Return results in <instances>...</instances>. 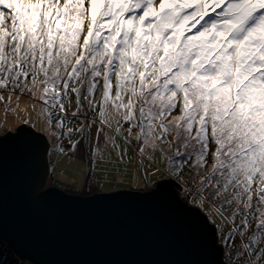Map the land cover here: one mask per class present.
<instances>
[{
  "label": "snow or ice",
  "instance_id": "obj_1",
  "mask_svg": "<svg viewBox=\"0 0 264 264\" xmlns=\"http://www.w3.org/2000/svg\"><path fill=\"white\" fill-rule=\"evenodd\" d=\"M0 111V153L85 163L75 197L163 194L203 264H264V0H0Z\"/></svg>",
  "mask_w": 264,
  "mask_h": 264
},
{
  "label": "water",
  "instance_id": "obj_2",
  "mask_svg": "<svg viewBox=\"0 0 264 264\" xmlns=\"http://www.w3.org/2000/svg\"><path fill=\"white\" fill-rule=\"evenodd\" d=\"M48 156L21 160L8 143L0 153V242L15 257L30 264H203L194 226L163 194L75 197L45 186ZM37 179L48 190L42 195Z\"/></svg>",
  "mask_w": 264,
  "mask_h": 264
},
{
  "label": "rangeland",
  "instance_id": "obj_3",
  "mask_svg": "<svg viewBox=\"0 0 264 264\" xmlns=\"http://www.w3.org/2000/svg\"><path fill=\"white\" fill-rule=\"evenodd\" d=\"M15 100V97H13ZM25 104V99L20 101L21 107ZM3 116V112L0 111V117ZM67 144V141H65ZM131 154V153H130ZM49 159V173L46 182V187L58 186L61 189L77 192L81 189V186L85 184V164L81 161H77L72 157H62L56 154H50ZM110 165L97 162L95 167V177L97 188L100 185H104L105 188H116L118 184H110V173L108 171ZM92 175L91 173H89ZM89 175V178L91 177ZM119 179V178H118ZM88 191V187H84ZM83 188V190H84ZM3 242H0V264H17V260L12 256L13 254L4 246ZM4 248H3V247ZM27 264H30L27 262Z\"/></svg>",
  "mask_w": 264,
  "mask_h": 264
},
{
  "label": "bare ground",
  "instance_id": "obj_4",
  "mask_svg": "<svg viewBox=\"0 0 264 264\" xmlns=\"http://www.w3.org/2000/svg\"><path fill=\"white\" fill-rule=\"evenodd\" d=\"M5 246V245H4ZM3 247V246H2ZM6 247V246H5ZM4 248V247H3ZM7 248V247H6ZM7 249H9V248H7ZM13 257H14V255H12ZM15 258V257H14ZM17 261L19 260L17 257L15 258Z\"/></svg>",
  "mask_w": 264,
  "mask_h": 264
},
{
  "label": "flooded vegetation",
  "instance_id": "obj_5",
  "mask_svg": "<svg viewBox=\"0 0 264 264\" xmlns=\"http://www.w3.org/2000/svg\"><path fill=\"white\" fill-rule=\"evenodd\" d=\"M81 162H83V161H81ZM84 163V162H83ZM85 164V163H84Z\"/></svg>",
  "mask_w": 264,
  "mask_h": 264
}]
</instances>
